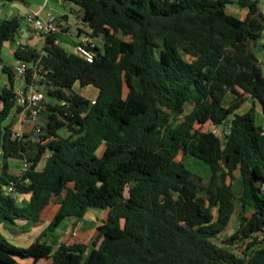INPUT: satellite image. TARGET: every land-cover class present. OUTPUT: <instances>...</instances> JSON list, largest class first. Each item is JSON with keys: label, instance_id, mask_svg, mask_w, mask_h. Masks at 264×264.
<instances>
[{"label": "trees", "instance_id": "1", "mask_svg": "<svg viewBox=\"0 0 264 264\" xmlns=\"http://www.w3.org/2000/svg\"><path fill=\"white\" fill-rule=\"evenodd\" d=\"M64 1L96 39L92 62L55 35L41 34L42 48L19 42L14 50L31 64L28 83L44 75L47 132L14 129L15 72L3 66L0 264H264L260 0ZM21 28L19 16L0 18V60ZM76 82L96 87V98L76 92ZM187 156L206 163L209 176L190 169ZM12 159L25 162L21 173H11ZM91 208L108 215L90 241L71 235L55 247L45 238ZM235 213L237 227L220 243ZM21 223L43 227L25 246L2 230Z\"/></svg>", "mask_w": 264, "mask_h": 264}, {"label": "crops", "instance_id": "2", "mask_svg": "<svg viewBox=\"0 0 264 264\" xmlns=\"http://www.w3.org/2000/svg\"><path fill=\"white\" fill-rule=\"evenodd\" d=\"M260 4L262 7V10L264 11V0H260ZM57 5L59 6H66L67 1L64 0H16L13 2H10L9 5H2V10L0 12V18L1 19H8L12 18L14 16H19L21 18V37L17 41H8L4 44L1 52V60L0 63L3 66H12L15 67V65L18 63V60L14 56V50L18 47L19 42L22 43V41L25 39L26 44L32 46V47H38L42 48L45 43V37L39 34L38 32L32 30L29 28L28 23L26 22V16L30 12H38L41 16L46 17L48 12H54V10L57 11ZM228 10L232 13H235L241 17H243L246 14V10L240 8L236 4H231L228 6ZM59 14V15H58ZM56 18H62L59 21H61V31L56 34V39L57 42L66 50L75 52V47L77 43L81 40L82 35L86 34L88 31L87 27L84 26L81 21L77 18L72 25H74L77 28L76 32H73L71 27H70V14L65 10L61 11L60 13H55ZM25 22V24L23 23ZM28 33H26V31ZM26 36V37H24ZM100 42L99 40H97ZM256 49L260 50V53L257 54L261 64L263 65L264 68V31L261 37L260 42L257 44ZM257 53V50H256ZM14 57V62L9 65L6 59L3 57ZM4 75L0 76V89L4 86H9V75L4 72ZM7 74V75H6ZM18 79V85L15 89H17L19 86L23 84V80L19 79L17 76L15 77V83L16 80ZM42 88V87H41ZM83 94V93H81ZM84 95V94H83ZM86 96V95H85ZM87 97V96H86ZM232 95L228 96V100L230 101L232 99ZM88 98V97H87ZM95 99V98H93ZM92 99V100H93ZM253 103L251 100L247 101L240 109V111L244 112L247 111L252 107ZM256 118L257 121L264 126V113L260 109L258 105H256ZM46 121V118L44 115H40L37 123L39 125H44ZM23 127H25L27 130H24ZM35 125L32 123L30 125H26L20 121V118L18 116V112L14 113V129L18 131L19 133L22 132H29L31 131ZM57 208L53 209V212ZM53 214V213H52ZM108 215V210L106 209H100V208H91L87 211L86 215L80 219L76 220L75 218H68L65 220V227H64V232L61 233L59 237V242L56 241V237L51 238V242L55 243L56 246L63 240L67 239L69 236H75V237H80V238H85L87 241H90L96 234L97 228L100 224L106 220ZM70 224H75L78 228V231L75 235L73 234H68L66 232V229Z\"/></svg>", "mask_w": 264, "mask_h": 264}, {"label": "built area", "instance_id": "3", "mask_svg": "<svg viewBox=\"0 0 264 264\" xmlns=\"http://www.w3.org/2000/svg\"><path fill=\"white\" fill-rule=\"evenodd\" d=\"M2 10V4L0 3V12ZM26 22L30 29L38 32L39 34L48 36L55 35L61 31L57 18L53 12H48L46 17L41 16L38 12H30L26 16ZM57 42V39H56ZM58 43V42H57ZM96 44V39L89 36L88 33L83 34L81 40L75 47V53L92 62L95 57V51L93 47ZM31 66L26 61H18L14 67L15 77L23 80V84L16 89V104L21 107L18 112L20 121L26 125L34 124L38 131H41V125L37 123L39 116L43 110L46 109L45 105V92L41 88L40 80L44 78L42 74H34L32 82L28 83L26 77L28 75V69ZM209 130H212L215 134H219L221 131L218 128L209 125ZM6 193H15L14 186H5ZM78 228L75 224H70L66 229L68 234L75 235Z\"/></svg>", "mask_w": 264, "mask_h": 264}, {"label": "rangeland", "instance_id": "4", "mask_svg": "<svg viewBox=\"0 0 264 264\" xmlns=\"http://www.w3.org/2000/svg\"><path fill=\"white\" fill-rule=\"evenodd\" d=\"M263 1V0H261ZM10 2L6 3V5H9ZM67 11L70 14L71 20H70V27L72 29L73 32L77 31V28L72 25V23H74V21H76L77 19V15H76V11L78 10L77 6L72 3V2H67L66 6H59L57 5V11L54 10V14L55 13H60L61 11ZM59 15V14H58ZM23 23L25 24V22L23 21ZM66 49V48H65ZM257 50V54L260 53V50ZM7 61V63H9V65L11 63L14 62V57H6L3 56ZM4 75L3 73V67L0 63V76ZM7 75V74H6ZM1 83V80H0ZM16 87L18 85V79L16 80ZM42 89L44 90L45 88L42 87ZM73 89L78 92V93H83L84 95H86L89 99H93L96 98L97 94H98V89L96 87H94L93 85H87V86H81L79 82H76L75 85L73 86ZM192 109V105L191 104H187L186 106V112H189ZM257 122V121H256ZM209 125L207 124L205 126V129H208ZM24 130H27L25 127H23ZM61 134H65L66 131H60ZM103 147L100 149V153L103 150ZM185 163L187 164V166L192 169L195 172H198L200 174H202L204 177H208L209 176V168L208 165L206 163H204L203 161L192 157V156H187L185 158ZM10 165H11V173H15V174H19L21 173V169H23L25 167V162L23 160H17V159H12L10 161ZM239 176V175H238ZM237 176V179L235 180L234 186H235V190L237 193L240 192L241 189V183H240V179ZM22 203V202H20ZM58 205L56 204L54 206V208H57ZM240 208V206L238 205V209ZM239 221V217H238V213H235L233 215V218L229 224V226L227 227V229L222 232L219 236V242L223 243V241L228 238V236L236 229L237 224ZM64 227H65V221L58 227V229L55 231L54 235L56 237V241L59 242V237L61 235L62 232H64ZM2 230L4 231L5 235L8 237V239L17 245L20 246H25L30 244L35 238H37L41 231L43 230V227L37 228V227H32L31 224H23L21 223L19 226H8L7 229L2 228ZM48 241L51 242V237H45ZM56 247V244H55ZM232 249H237V246H229Z\"/></svg>", "mask_w": 264, "mask_h": 264}, {"label": "water", "instance_id": "5", "mask_svg": "<svg viewBox=\"0 0 264 264\" xmlns=\"http://www.w3.org/2000/svg\"><path fill=\"white\" fill-rule=\"evenodd\" d=\"M60 19H62V18H57V21H59ZM24 31H26V29H24ZM26 33H28L27 31H26ZM24 37H26V36H24ZM22 43L23 44H26V40L24 39L23 41H22ZM42 115H44L43 113H42ZM45 116V115H44ZM44 126H45V132H47V119H46V121H45V123H44Z\"/></svg>", "mask_w": 264, "mask_h": 264}]
</instances>
